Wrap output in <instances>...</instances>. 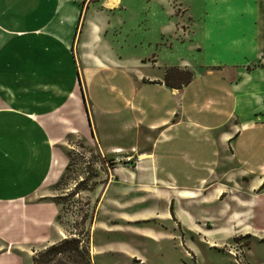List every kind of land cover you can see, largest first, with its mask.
Instances as JSON below:
<instances>
[{
    "label": "crops",
    "instance_id": "obj_1",
    "mask_svg": "<svg viewBox=\"0 0 264 264\" xmlns=\"http://www.w3.org/2000/svg\"><path fill=\"white\" fill-rule=\"evenodd\" d=\"M181 6L197 56L169 62L162 51L176 48L184 30L160 23L159 54L135 57L131 30L122 40L109 33L122 0H0V216L23 213L30 227L56 222L58 207L42 194L63 178V149L74 138L101 156L147 161L175 190L212 184V204L226 182L256 191L264 180V0H202L197 18ZM170 69L188 72L189 82L167 84Z\"/></svg>",
    "mask_w": 264,
    "mask_h": 264
},
{
    "label": "rangeland",
    "instance_id": "obj_2",
    "mask_svg": "<svg viewBox=\"0 0 264 264\" xmlns=\"http://www.w3.org/2000/svg\"><path fill=\"white\" fill-rule=\"evenodd\" d=\"M200 1L122 0L124 8L110 14L109 33L122 40L131 30V53L142 57L159 54V24L177 22L184 31L176 48L162 51L164 59L194 60L197 53L189 52L185 35L189 18L181 4L191 6L197 18ZM168 78L177 85L173 75ZM67 146L63 178L42 194L44 200L58 199L59 222L30 227L23 213L1 215L0 264H32L35 253L76 235L87 246L91 264H264V180L256 191L244 181H225L231 185L219 186L225 192L212 204L205 198L212 184L175 190L156 180L145 160L101 156L95 149H80L87 146L76 138Z\"/></svg>",
    "mask_w": 264,
    "mask_h": 264
},
{
    "label": "trees",
    "instance_id": "obj_3",
    "mask_svg": "<svg viewBox=\"0 0 264 264\" xmlns=\"http://www.w3.org/2000/svg\"><path fill=\"white\" fill-rule=\"evenodd\" d=\"M178 79L179 85L189 82L191 75L188 72H182L177 69H170L165 75V82L168 84L169 75ZM170 86V85H169ZM56 205H60L58 199H54ZM173 217L172 210L169 209ZM59 214L56 221L59 222ZM32 264H91L87 246L79 235L65 237L45 249L35 253L32 257Z\"/></svg>",
    "mask_w": 264,
    "mask_h": 264
}]
</instances>
